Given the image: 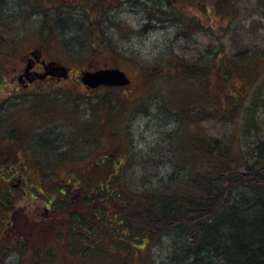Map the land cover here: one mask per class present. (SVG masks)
I'll list each match as a JSON object with an SVG mask.
<instances>
[{"label":"trees","instance_id":"trees-1","mask_svg":"<svg viewBox=\"0 0 264 264\" xmlns=\"http://www.w3.org/2000/svg\"><path fill=\"white\" fill-rule=\"evenodd\" d=\"M28 1L30 6L40 8L36 9L35 12L39 13L35 14H41L44 18L41 26L37 28L43 34L41 37L57 42L64 55L71 58L73 52L66 49L71 44L77 49L78 46L81 48L91 46L93 50L91 53L95 52L98 45H107L112 53L118 56L123 54L111 46L106 32L98 28L101 22L98 18L99 8L93 10L86 8L89 6L87 1H91L92 4L106 3L108 6H116L111 4L112 2L108 3L109 0H71L78 2L83 9L86 17L80 18L74 17L71 13L69 8L72 7L71 4H75L71 1L64 3L68 8L65 10H59L62 7L56 4L61 1L54 2V8L52 4L50 5V0ZM123 2L136 5L138 1ZM168 2L171 6L166 5V9L148 6V25L155 21L161 22L163 18L172 15V2L169 0ZM161 15H164L163 18ZM0 17H3V20L0 18V27H3L6 14L2 10ZM180 24L181 22L179 26ZM183 28L185 31L182 35L189 38V34L186 33L189 26ZM3 29L6 30L5 33L9 31L7 28ZM1 37L2 33L0 39ZM1 42L0 40V46ZM11 43H15L14 38ZM59 51L58 48L54 58L70 65L63 59V54V60L60 59ZM78 56L86 58L85 54ZM69 61L77 60L71 58ZM197 61V58L190 61L178 58L172 66H161L157 63L146 65L144 69L147 83L152 88L153 83H158L152 81L164 77L165 81L158 83L162 84L159 85V89L165 94L164 105L167 110L175 112L179 125L181 123V132H170L166 137L168 142L166 149L156 154V157L168 159L170 166V171L157 178L156 181L159 182L157 186L150 180L149 188L145 185L136 188L127 178V167L128 165L130 167L133 159L128 160L127 154L122 153L125 149L121 143L124 141L122 136H127V131L126 127L122 129L120 123L117 124L118 119L114 116L117 112L122 113L130 109V102L125 99L121 100L119 105H115L110 95L107 97L108 100L102 97L98 105L99 110L107 109L109 115L107 122L104 119L98 124L95 121L80 119V112L84 110L86 113L88 109L83 107L85 106L83 103L80 104L81 109L77 103L70 107L69 111L76 118L75 122L71 123L79 136L73 139L64 138V131L54 135L56 139L54 140L48 138L41 129L35 130V125L39 123L36 122L35 115L44 116L40 120L43 122L48 119L51 107L58 111V106L52 104L47 99L48 96L38 97L40 101L32 105L31 112H27L24 121L14 120L13 124L5 119L0 122L1 142L3 144L5 142L11 151L21 148L13 155L8 153L0 155V163L6 162L9 158L10 162L14 159L17 163L8 165L14 172L8 173L6 177L26 180L24 170L32 172L25 166L32 160L33 170L37 166L35 177L62 180L63 182L58 184L63 192L67 186H78L87 190L83 205L96 215L97 224L93 226V223L85 219V208L74 205V209H67L68 213L70 212L69 217H72L70 219L82 229L81 234L86 238L74 239L78 237L76 236L78 232H75L73 239L64 240L67 256L72 259L73 264H264V142L256 146V150L259 151L254 160L246 159L234 138L225 135L215 137L208 133L206 128L199 127L204 122L216 118L219 122H231V113L235 111L237 115L242 111L244 106L242 98L245 95H241L239 99L235 98V92L237 90L238 93L240 88L237 83L236 90L235 87L227 89L225 93L220 92L219 97L211 92L208 94L204 87L208 84L200 85L199 82L206 78V74L210 73L214 65L206 62L202 67ZM246 67L245 62L239 67L238 72H245ZM171 68L175 70L174 73ZM205 69L206 72L203 71ZM229 73L226 72L227 79L231 77H228ZM255 78L250 76V81ZM199 85L200 90L196 91ZM182 103L183 109L180 108ZM97 107L88 110L93 114ZM5 109L0 107L3 112ZM67 110L64 107L60 108V111ZM98 125L106 126L108 133L100 135L92 131ZM241 127L242 135L248 137L251 126ZM101 141L105 143V147L107 146L108 153L94 156L96 158L89 164L76 162L82 158L79 155L80 149L88 145V142ZM185 142L192 145V150L185 147L188 153L185 159H181L177 151L178 144ZM21 152L29 153L31 157L22 156ZM6 157L9 158L6 160ZM146 160L150 166L151 161ZM14 183L16 182L6 187L5 199L4 201L2 199L5 205H10L6 196L12 192L10 189L15 186ZM36 187L32 189L37 190ZM102 205L107 209L102 208ZM12 210L6 211L5 218H9ZM104 227H107L105 232ZM162 238L168 240L163 242ZM56 244L54 239V246ZM158 245L167 246V252L162 258H157L153 254V249ZM50 257L51 255L48 259ZM54 258L55 264L67 262L62 252L54 253Z\"/></svg>","mask_w":264,"mask_h":264},{"label":"rangeland","instance_id":"rangeland-1","mask_svg":"<svg viewBox=\"0 0 264 264\" xmlns=\"http://www.w3.org/2000/svg\"><path fill=\"white\" fill-rule=\"evenodd\" d=\"M58 1L61 2L56 4L62 7L59 10H65L68 8L64 3L71 0H50L52 8L55 6L54 2ZM109 1L108 3L112 2L111 4L116 6H108L106 3L92 4L91 1H87L89 6L86 8L89 10L99 8L100 16L98 18L101 19V22H99L98 28L106 32L111 46L123 54L118 56L112 53L113 51L107 45H98L95 52L91 53L93 51L91 46L84 48L78 46L77 49L71 44L66 49L73 52L71 58L77 60L71 62L69 61L71 58L63 54L57 42L54 40L51 42L41 37L43 34L37 28L41 26L44 18L41 14H35L39 13L35 11L40 8L34 5L30 6L28 0H0V11L2 10L6 14V22L3 27H0V33H2V39H0L2 41L0 46V107L6 108V111L0 110V122L5 119L13 124L14 120L24 121L27 114L31 112L32 105L40 101L38 97L47 98L48 96L47 99L58 106V111L51 107L48 119L43 122L40 120L44 116L35 115L36 122H39L35 125V130L41 129L51 139L54 138V135L64 131V138L73 139L79 136L72 126L76 118L69 111L70 107L77 103L78 108L81 109L80 104L83 103L85 108H95L101 102L102 97L104 100H108V95L111 96L115 105H119L118 103L125 99L130 102V109L122 113L117 112L114 116L118 119L117 124L120 123L122 129L126 127L127 131V136L122 134L124 141L121 143L125 147L122 153L127 154L128 160L133 159L130 167L129 165L127 167V178L136 188L142 185L149 188L148 181L150 180L157 186L159 183L156 181L157 178L170 171V166L168 159L156 157V154L166 149L167 135L170 132L180 131L181 123L179 125L175 112L167 110L164 105L165 94L159 89V85L162 84H158L165 81L164 77L152 81L158 82L157 84L153 83L154 88H152L147 83L144 69L149 64L158 63L161 66H172L178 58L186 61L197 58L198 64L202 67L206 62L214 65L210 73L206 74V78L199 82L200 85L208 84L204 85L208 94L211 92L219 97L220 92L225 93L227 89L231 90L235 87L234 90H236L235 83H237L240 88L238 93L236 90L235 98L239 99L242 97L241 95H245L242 98V102H244L242 111L237 115L235 111L231 113V122H219L216 118L204 122L199 127L206 128V131L215 137L225 135L234 138L238 147L242 148L245 158L254 160L259 151L256 150V146L260 142H264V0H169L173 6L172 15L166 18L161 15L163 18L161 22L155 21L157 23L153 22L150 25H148V6L166 9V5L171 6L168 0H137L136 5L123 2L124 0L122 2ZM71 2L75 3L71 4L72 7L69 8L73 16L76 18L86 17L83 9L77 4L78 2ZM92 5L93 8H91ZM0 18L3 20V17ZM179 22H181L180 26ZM184 26H189V31H186L189 38H184V34L182 35L185 31ZM3 28H9V31L5 33L6 30ZM12 38L15 43H11ZM58 48L60 59H64L70 64L68 65L70 69L67 78L60 76L61 78L55 79L57 81L55 84L54 75H50L49 78L42 76L39 79V75L34 72H27L31 69L28 55L33 57L34 52L43 55L49 61L55 59L54 56L57 55ZM79 53L85 54L86 58H80ZM62 54L64 55L63 59ZM245 62L247 63L246 71L239 73V67ZM104 66L123 68L131 76L130 85L127 87L104 86L95 91L87 90L86 86L79 81L81 71ZM172 68L174 69V67ZM172 68L174 73L175 70ZM226 72H230L228 77H231L228 79ZM250 76L256 78L250 81ZM28 81L32 82L29 84ZM200 85L196 87V91L200 90L198 88ZM170 105L172 104L170 103ZM62 107L68 110L60 111ZM180 108H184L183 103ZM88 109H86V113L84 110L80 112V119L95 121L96 124L104 119L107 122L109 115L107 109L99 110L98 106L93 114ZM250 119L252 120L249 121ZM241 125L244 128L247 125L251 126L248 137L242 135ZM92 131L98 132L100 135L108 133L107 127L104 125H98ZM0 134H2L1 124ZM54 140L56 139L54 138ZM50 141L54 143L52 140ZM106 143L108 142L106 141ZM5 144V142L4 144L1 142L0 138V155H7V153L13 155L16 150L21 149L16 148L11 151V148L9 149ZM87 144L83 149H80L79 155L82 158L76 162L89 164L93 158H96L94 156H103L109 151L103 141L88 142ZM185 147L192 150L191 144L186 142L178 144L177 151L181 159H185L188 153ZM75 152L77 151L75 150ZM21 155L31 157L26 152H21ZM8 158L6 157V160ZM146 159L151 161L150 166ZM8 161L10 158L6 162L0 163V264H55L54 253L58 252H62V255L64 253L67 259L65 264H73L72 259L66 253L65 239H55L57 244L54 246V239H50L52 230L43 233L48 235V239H21L20 236L22 215H27L28 212L32 214L36 205H42L46 200L43 195H38V191L39 193H41L40 190L50 192L53 189L56 191L60 187L58 183L63 181L35 177L37 166L33 170L32 160L25 166L28 167L29 172H32L28 173L27 169L24 170L26 171V180L6 179L8 177L5 175L11 170L8 165L17 164L14 159L11 163ZM3 165L5 166L2 168ZM13 182H16L12 188L13 196H6L7 203L10 205H3L2 199L4 201L7 191L5 188ZM20 185L22 188H18ZM31 187H36V192L34 190L33 193L30 190ZM66 189L68 195L59 197L57 201V203L61 202L57 205L59 214L64 219V221L58 222L59 228L66 227L65 224L69 222L67 209H74V205L78 208H85L83 200L87 190L78 186H67ZM24 190L27 192L24 193ZM32 193L36 195L34 198L31 197ZM102 208H106L105 205L104 207L102 205ZM10 209H14L17 215L13 224L7 223L8 218H5L6 211ZM84 215L86 220L93 223V226L97 224L96 215L92 210L86 209ZM71 223L74 227L73 234L78 232L76 235L78 237L74 239H86L81 234L82 229L73 223L72 219ZM106 228H103L104 232L107 231ZM55 230L54 227V236L56 235ZM60 235L66 236L67 233L65 231ZM29 236L31 237V234ZM58 236L59 234L55 237ZM162 239L163 242L168 240L167 238ZM166 252L167 246L165 245L161 247L158 245L153 249V254L157 258L164 257ZM50 255L51 257L48 259Z\"/></svg>","mask_w":264,"mask_h":264},{"label":"flooded vegetation","instance_id":"flooded-vegetation-1","mask_svg":"<svg viewBox=\"0 0 264 264\" xmlns=\"http://www.w3.org/2000/svg\"><path fill=\"white\" fill-rule=\"evenodd\" d=\"M28 59L31 69L27 72H34L37 75L41 74L44 70V63L42 64L43 60L41 59L40 61H37L29 55ZM46 78H49V76H46ZM31 82L32 81H30L29 84ZM65 193L66 191L63 192L62 190L61 196L65 195ZM49 195L51 196V198H47V203L36 205V208L34 209L32 214H29L28 212L27 215H22V229L20 230L21 239H48V235H44L43 233H46V231L49 230H52L50 233V239H73L74 227L71 224L70 217H68V220L70 221L65 224L66 227H58V222H60L61 220L64 221L63 216L59 214V210L57 208L58 205L54 204V201L57 199V197H59V195L57 193L54 194V192H51ZM68 214L70 215V212ZM8 216L9 218L7 223L13 224V222L15 221V217L17 216L15 210L13 209V211H11ZM54 227L56 229L55 236L59 234L57 238L54 236ZM65 231L67 233L66 236L60 235ZM30 234L31 237L29 236Z\"/></svg>","mask_w":264,"mask_h":264},{"label":"water","instance_id":"water-1","mask_svg":"<svg viewBox=\"0 0 264 264\" xmlns=\"http://www.w3.org/2000/svg\"><path fill=\"white\" fill-rule=\"evenodd\" d=\"M33 55L36 54L33 52ZM81 80L84 84L92 88L102 84L124 86L130 82L125 71L119 68H104L95 71H84Z\"/></svg>","mask_w":264,"mask_h":264}]
</instances>
